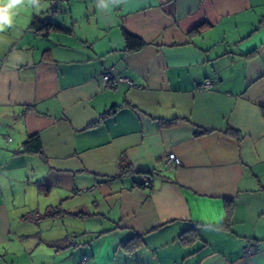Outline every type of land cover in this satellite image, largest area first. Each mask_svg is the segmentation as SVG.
Listing matches in <instances>:
<instances>
[{
  "label": "crops",
  "instance_id": "1",
  "mask_svg": "<svg viewBox=\"0 0 264 264\" xmlns=\"http://www.w3.org/2000/svg\"><path fill=\"white\" fill-rule=\"evenodd\" d=\"M0 264H264V0H40L0 33Z\"/></svg>",
  "mask_w": 264,
  "mask_h": 264
},
{
  "label": "clouds",
  "instance_id": "2",
  "mask_svg": "<svg viewBox=\"0 0 264 264\" xmlns=\"http://www.w3.org/2000/svg\"><path fill=\"white\" fill-rule=\"evenodd\" d=\"M40 0H0V33L12 28L17 17L30 9H39Z\"/></svg>",
  "mask_w": 264,
  "mask_h": 264
},
{
  "label": "trees",
  "instance_id": "3",
  "mask_svg": "<svg viewBox=\"0 0 264 264\" xmlns=\"http://www.w3.org/2000/svg\"><path fill=\"white\" fill-rule=\"evenodd\" d=\"M32 28L36 32L44 33V34H47V32H49L51 30L59 29L54 24L47 23V22L44 23V22H39V21H35L32 24ZM123 38H124V41L126 43L128 51H137L144 46V43L140 39H138L135 36H132L131 34L127 33L126 31L123 32ZM37 141H38L37 136H31L29 138V140H27L26 143L24 144V147L26 149H28L29 145H31L32 142H37ZM35 152H40V150L37 149V150H35Z\"/></svg>",
  "mask_w": 264,
  "mask_h": 264
},
{
  "label": "built area",
  "instance_id": "4",
  "mask_svg": "<svg viewBox=\"0 0 264 264\" xmlns=\"http://www.w3.org/2000/svg\"><path fill=\"white\" fill-rule=\"evenodd\" d=\"M102 80L104 83H118V82H128L127 80L125 79H122V78H117V79H112L111 78V75L109 73H106V74H103L102 75ZM128 84H131L130 82H128ZM212 81L210 80H205L203 81L200 85H199V88L203 91H207V90H210L212 88ZM165 165L168 167V168H174V167H177L180 165V162L179 160L175 157L174 154H168L166 157H165ZM244 253L246 255H251L254 253V249L251 247V246H247L244 250ZM85 260V259H83Z\"/></svg>",
  "mask_w": 264,
  "mask_h": 264
}]
</instances>
